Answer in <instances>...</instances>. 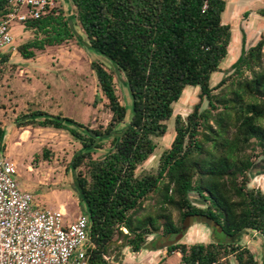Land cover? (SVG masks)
<instances>
[{"label": "trees", "instance_id": "trees-1", "mask_svg": "<svg viewBox=\"0 0 264 264\" xmlns=\"http://www.w3.org/2000/svg\"><path fill=\"white\" fill-rule=\"evenodd\" d=\"M70 1V16L62 3L28 19L34 37L17 49L30 59L37 50L78 39L113 62H91L111 114L106 125L33 113L43 116L35 126L65 130L81 144L67 171L89 218L88 264H119V254L141 251L149 235L177 233L171 207L181 224L201 216L228 236L250 230L264 238V190L252 185L264 156V34L249 47L244 34L242 53L212 85L232 41V25L222 19L227 0ZM259 13L264 16V8ZM123 76L130 111L117 90ZM187 86L199 87L198 101L186 117L175 116L174 138L156 170L138 172L155 154L156 138L168 134L173 105ZM2 133L0 127V139ZM42 157L50 160L51 150L43 147ZM192 192L207 206L194 204ZM175 252L182 264H232V256L237 264H260L251 248L228 241L177 242L168 247Z\"/></svg>", "mask_w": 264, "mask_h": 264}, {"label": "rangeland", "instance_id": "rangeland-1", "mask_svg": "<svg viewBox=\"0 0 264 264\" xmlns=\"http://www.w3.org/2000/svg\"><path fill=\"white\" fill-rule=\"evenodd\" d=\"M62 3L66 5V11L70 16L72 2L58 0V5ZM261 8H264V0H227L222 19L225 23L232 25V41L229 52L221 63L222 71L212 75V85L225 76L226 71L242 53L244 34L246 47L254 44L264 34V16L259 13ZM12 32L15 42L9 47L12 57L5 63L2 91L8 95L14 106L18 105L21 108L24 104L32 112L43 108L55 115L61 112L63 116L72 118L85 126L97 127L109 122L111 114L104 105L105 97L98 87L96 73L91 67V62L94 60L112 66L113 62L109 58L90 48L86 40V45L84 43L80 45L78 39H72L61 45L48 46L44 51L37 50L35 57L27 59L21 56L17 47L33 38L34 32L26 28L24 23L17 22L12 24ZM53 57L55 60L52 59ZM14 63L17 65L15 66ZM20 68H23L24 72L21 73ZM123 79V82L116 80L117 90L130 111L132 98L124 76ZM198 92V86H187L179 101L174 103V115L167 122L168 134L156 138L158 147L155 154L139 167L138 172L143 169L156 170L160 154L169 147L174 138L175 116L177 114L187 116L198 101ZM8 97L4 100L6 103L10 102ZM43 147L49 148L52 152V157L48 161L42 157ZM80 148V142L70 133L65 130H56L51 139L46 141L40 149L32 150L33 152L26 151V160L22 159L15 163L17 180L22 188L33 194L32 204L35 208H56L55 206L63 201L66 202L68 213L72 217L81 213V200L73 186L74 174L72 170L67 171L74 153ZM101 152L99 151L98 154ZM252 185L264 190V156H260L257 161ZM68 191L69 195H67ZM190 197L192 202L200 207H206L208 204L197 192H192ZM170 210L175 223L180 228L179 231L171 234L149 235L141 251L132 252L127 248L123 254H119V264H177L181 262V253L169 254L168 247L172 244L208 243L230 239V236L223 233L220 227L210 220H204L201 216H191L184 224H181L178 211L172 207ZM195 229H197L196 232ZM237 243L251 248L256 257L260 258V264H264V238L260 233L246 234ZM231 263L237 264L233 256Z\"/></svg>", "mask_w": 264, "mask_h": 264}, {"label": "built area", "instance_id": "built-area-1", "mask_svg": "<svg viewBox=\"0 0 264 264\" xmlns=\"http://www.w3.org/2000/svg\"><path fill=\"white\" fill-rule=\"evenodd\" d=\"M56 6L58 0H5L0 57L14 45L12 24L38 19ZM5 63L0 59V97ZM16 173L0 144V264H88V216L71 218L64 206L35 208L33 194L21 187Z\"/></svg>", "mask_w": 264, "mask_h": 264}, {"label": "crops", "instance_id": "crops-1", "mask_svg": "<svg viewBox=\"0 0 264 264\" xmlns=\"http://www.w3.org/2000/svg\"><path fill=\"white\" fill-rule=\"evenodd\" d=\"M10 53L12 52L10 51ZM52 59L55 60L54 57ZM14 64L15 66L17 65L16 63ZM20 71L21 73L22 71L24 72L23 68H20ZM7 97L8 95H6L4 91H2L0 97V127L3 129V133L0 139V144L3 148L4 154L15 163H17L19 162V160H26V151H34L40 149V147L43 146L46 141L48 142L51 139V137L56 133V130L58 129L35 126V124L33 123L34 121L43 119V116H36L33 113L37 110H44L45 112H47L45 109L38 108L32 112L30 111V108L28 106H25L24 104L21 106V108L18 105L14 106L15 104L9 97L8 98L10 102L6 103L4 100H6ZM17 107H19V109ZM49 114L55 115L54 113ZM30 121L32 123H30ZM28 171L34 172L29 169ZM73 186H76L75 182H73ZM69 193L70 192L68 191L67 195H69ZM60 206H64L67 209L66 202L60 201L55 207L58 208ZM69 217L72 218V215H70ZM192 226H190V228ZM196 231L197 229H195V232ZM177 264L182 263L179 262Z\"/></svg>", "mask_w": 264, "mask_h": 264}, {"label": "water", "instance_id": "water-1", "mask_svg": "<svg viewBox=\"0 0 264 264\" xmlns=\"http://www.w3.org/2000/svg\"><path fill=\"white\" fill-rule=\"evenodd\" d=\"M203 219H204V220H208V219H206V218H204V217H203ZM249 232H251V231H250V230H244V231H242V232H239V233L235 234L234 236H230V239L227 240V241H228V242H232V243H237V242H239V241L242 239V237H244L246 234H252V232H251V233H249Z\"/></svg>", "mask_w": 264, "mask_h": 264}, {"label": "flooded vegetation", "instance_id": "flooded-vegetation-1", "mask_svg": "<svg viewBox=\"0 0 264 264\" xmlns=\"http://www.w3.org/2000/svg\"><path fill=\"white\" fill-rule=\"evenodd\" d=\"M213 242H218V241H213Z\"/></svg>", "mask_w": 264, "mask_h": 264}]
</instances>
